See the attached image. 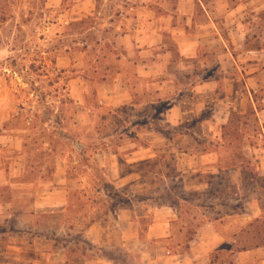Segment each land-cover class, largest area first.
Masks as SVG:
<instances>
[{
	"label": "rangeland",
	"instance_id": "374dc122",
	"mask_svg": "<svg viewBox=\"0 0 264 264\" xmlns=\"http://www.w3.org/2000/svg\"><path fill=\"white\" fill-rule=\"evenodd\" d=\"M166 3L0 0V264H264V71L199 99L217 62L184 76L171 53L141 86L121 35ZM247 3L237 32L260 48Z\"/></svg>",
	"mask_w": 264,
	"mask_h": 264
},
{
	"label": "crops",
	"instance_id": "0c3cea01",
	"mask_svg": "<svg viewBox=\"0 0 264 264\" xmlns=\"http://www.w3.org/2000/svg\"><path fill=\"white\" fill-rule=\"evenodd\" d=\"M243 1L170 0V3L157 9V14L151 9V14L146 17L142 15L146 7H134V34L124 33L121 35V41L126 49L125 58L138 60L134 63L136 80L141 86L144 83L155 85V79L160 75H173L166 73V70L171 68H168L167 64L171 53L175 54L176 62L180 64L171 69L185 70L184 76L189 74L191 66L199 68L201 60L210 57L217 62L216 74L196 75L197 80L192 92L196 93L199 99H206L211 91H216L222 81L226 83V90H231L234 80L231 73L221 77L228 70H239L241 76L242 70L247 75L255 74L257 70L264 71V46L248 48V36L244 35L242 38L237 32L238 17L245 12L244 6L248 5V0L245 3ZM166 38L172 40L173 51L166 48ZM242 57H245L246 62L240 65L238 61ZM149 59L151 61H147ZM202 66L205 70L206 65L202 63ZM196 67H193L194 70ZM123 78L127 81L126 75H123ZM168 81L172 82L171 79ZM261 85L264 86V79ZM221 243L220 240H212L208 245L209 248H216Z\"/></svg>",
	"mask_w": 264,
	"mask_h": 264
},
{
	"label": "trees",
	"instance_id": "16d2710c",
	"mask_svg": "<svg viewBox=\"0 0 264 264\" xmlns=\"http://www.w3.org/2000/svg\"><path fill=\"white\" fill-rule=\"evenodd\" d=\"M226 128V126H224V129ZM182 180H180V182H181ZM252 224H249V226H251ZM200 226V224H198L196 227H194V228H190V229H188L187 230V234L189 235V237H188V239L189 240H191L192 239V237H193V235L196 233V229H197V227H199ZM245 232V231H244ZM244 232H242V234L244 233ZM240 236V235H239ZM241 237V236H240ZM254 238H256L258 241L260 240L261 242H264V233L261 231V230H259V231H257L256 232V235H255V237ZM260 247H264V244H255L254 246H253V249H257V248H260ZM249 250H252V248H250L249 246H245V245H243L242 243H240V244H237V245H235V247L233 248V249H231V251H230V257L232 258V257H234L235 256V254H238V253H241V252H245V251H249ZM221 253H223L222 252V250L221 249H218V251H217V254L214 256L216 259H218V258H221ZM224 263L223 264H235V262H234V260H230L229 262H226V260L225 261H223ZM210 264H215L214 263V261L212 262V260L210 261Z\"/></svg>",
	"mask_w": 264,
	"mask_h": 264
}]
</instances>
